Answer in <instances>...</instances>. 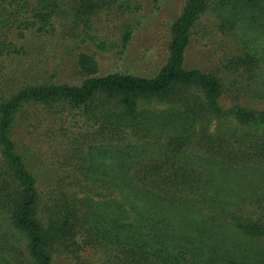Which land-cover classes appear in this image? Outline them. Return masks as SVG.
Here are the masks:
<instances>
[{"label": "trees", "instance_id": "16d2710c", "mask_svg": "<svg viewBox=\"0 0 264 264\" xmlns=\"http://www.w3.org/2000/svg\"><path fill=\"white\" fill-rule=\"evenodd\" d=\"M134 10L0 0V264H264V0H187L152 76L84 50L79 83L56 81L72 48L108 52L104 12L125 14L122 58ZM198 34L216 67L189 66ZM45 129L65 152L48 173L26 141Z\"/></svg>", "mask_w": 264, "mask_h": 264}, {"label": "rangeland", "instance_id": "374dc122", "mask_svg": "<svg viewBox=\"0 0 264 264\" xmlns=\"http://www.w3.org/2000/svg\"><path fill=\"white\" fill-rule=\"evenodd\" d=\"M187 0H160L158 5H154L152 0H136L138 10H134L135 18L139 25L135 23L133 39L127 47L126 53L121 58L119 52L122 38V24L125 14L120 12H104L98 19L97 26H100L109 36L108 52H103L104 45L100 43H85L78 49L72 48V52L65 53L66 61L60 69V73L55 78L57 82L78 81L82 75L76 70L75 59L84 50L97 52L101 60L103 72L113 69L115 71L131 72L144 76L154 75L159 67L167 61V40L170 37V29L175 19L181 14ZM134 18V19H135ZM134 19L133 21L134 24ZM142 24V25H141ZM193 45L187 55V61L191 67H204L211 69L216 67L222 54L212 47L200 44V34L196 35ZM90 52V53H91ZM218 53V54H217ZM220 55V56H219ZM99 60V61H100ZM50 64V63H48ZM51 66V65H50ZM50 69V68H49ZM78 72V73H77ZM50 77V76H49ZM80 81V80H79ZM79 81L77 83H79ZM64 130L67 134L75 131L72 125V114L61 115ZM52 123V121L50 122ZM47 130L31 134L26 140L31 150L28 155L32 160L37 172L48 173L61 162V156L65 152L60 151L58 145L63 141L62 137H57L55 141L48 139ZM32 138V139H31ZM60 264H70L63 259Z\"/></svg>", "mask_w": 264, "mask_h": 264}]
</instances>
